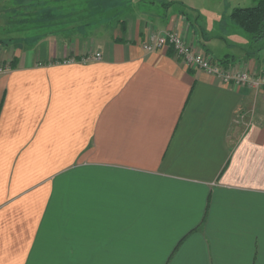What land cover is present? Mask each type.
Masks as SVG:
<instances>
[{"label":"crops","instance_id":"1","mask_svg":"<svg viewBox=\"0 0 264 264\" xmlns=\"http://www.w3.org/2000/svg\"><path fill=\"white\" fill-rule=\"evenodd\" d=\"M34 1L14 8L35 37L0 38V264H264V89L141 48L175 31L264 71L229 19L254 0H81L78 25Z\"/></svg>","mask_w":264,"mask_h":264},{"label":"built area","instance_id":"2","mask_svg":"<svg viewBox=\"0 0 264 264\" xmlns=\"http://www.w3.org/2000/svg\"><path fill=\"white\" fill-rule=\"evenodd\" d=\"M141 48L145 52H152L157 49L172 50L174 56L187 68L202 70L226 84L264 89V71L250 72L224 65L222 62L213 60L195 43L187 42L175 31L150 32L141 41ZM99 57V53H95L93 56V58ZM7 71L8 66L0 64V77Z\"/></svg>","mask_w":264,"mask_h":264},{"label":"rangeland","instance_id":"3","mask_svg":"<svg viewBox=\"0 0 264 264\" xmlns=\"http://www.w3.org/2000/svg\"><path fill=\"white\" fill-rule=\"evenodd\" d=\"M37 1L38 0H35L34 2H37ZM69 1H71V2L68 3V2L65 1L61 5H65V9L66 8L68 9L69 6H73L74 8H72L70 10L69 9L68 10H65L61 14L58 13V12H56V13L57 14H60V15H63V16H66L65 21L66 20L69 21L70 19H73V20L76 21V24L77 25L80 24V23H85L87 20L85 19V17H83V18H81V17L82 16H85L84 13H86V12H85V10H83V8L85 6H86L85 8H87L88 5L85 4L84 2H81V0H69ZM85 1L90 2L91 0H85ZM40 2L45 3V0H41ZM81 4H84V6H82ZM18 5H19V3L16 2V0H13V2L11 4V7L6 6L4 8V12L5 11H8L7 16L5 15V17H0V38L2 40L9 39L7 42L13 41V42H11V44L15 43V41H17L19 38L27 37L28 39H31L34 36L33 34H29V35L24 36L23 34H21L22 32H24V31H26V32L36 31V29L33 28L32 24L28 20H27L28 22L26 23L25 26L21 25V22H20L21 18H20V13H19L20 11L19 10H16L14 8V7H19ZM28 6H30V5H28ZM75 6H76V8H75ZM208 6L211 7V8L209 9L208 12H205L204 14H205V16L207 18V21L210 24L214 23L216 21V19H217V18L214 19L212 17V14L216 13L217 14V17L219 19H222L224 16L227 15V12H226V10L224 11V8L225 7H228V4H223V3H220V4L209 3ZM0 7H1V0H0ZM6 8H7V10H6ZM218 9H220V10H218ZM1 10H2V8H0V11ZM21 10H23V9H21ZM13 11H16V12H13ZM88 11H90L89 8H87V12ZM21 13H22V11H21ZM101 15L102 14L100 12L97 15H95V14L92 15L91 14V17H95V18L91 19V21H93V22L101 21ZM62 20H64V19H62ZM62 20L59 19L58 21H62ZM49 22H50V20H49ZM90 29L92 30V27H90ZM237 30H239V29L237 28ZM239 32H241V34H243L244 36H246L245 33L242 32L241 30ZM7 33H9V34H7ZM81 35H83L85 37V34H81ZM81 35H79V36H81ZM61 36L62 35H60V37ZM247 36L250 38V36L248 34H247ZM57 37H59V36H57ZM27 41L28 42H31V40H27ZM11 54H13V52L10 53V56H11ZM217 54L218 53H216V52L214 53V55L216 57H217ZM13 58H15V57H12L11 60ZM11 60L0 61V64H5L6 66H8V69H9L10 68V65H11Z\"/></svg>","mask_w":264,"mask_h":264},{"label":"trees","instance_id":"4","mask_svg":"<svg viewBox=\"0 0 264 264\" xmlns=\"http://www.w3.org/2000/svg\"><path fill=\"white\" fill-rule=\"evenodd\" d=\"M229 19L247 33L252 41L264 39V0H254L252 6L234 7ZM168 52L171 54L172 50Z\"/></svg>","mask_w":264,"mask_h":264}]
</instances>
